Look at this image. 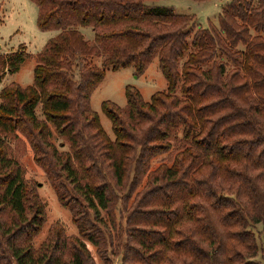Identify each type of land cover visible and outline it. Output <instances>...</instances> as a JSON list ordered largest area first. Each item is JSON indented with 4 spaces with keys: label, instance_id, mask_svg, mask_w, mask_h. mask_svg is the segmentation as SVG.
<instances>
[{
    "label": "trees",
    "instance_id": "obj_1",
    "mask_svg": "<svg viewBox=\"0 0 264 264\" xmlns=\"http://www.w3.org/2000/svg\"><path fill=\"white\" fill-rule=\"evenodd\" d=\"M31 1L39 29L58 34L37 55L34 84L0 93V264H95L86 241L100 253L107 246L101 213L116 226L112 186L129 185L134 163L138 185L152 159L172 150V165L150 175L119 228L121 264H263L264 0L227 1L219 29L146 6L155 0ZM87 28L93 41L81 32ZM27 56L0 55V84ZM156 57L167 92L145 102L129 86L126 108L104 102L112 140L91 109L93 92L107 70L134 67L140 77ZM39 106L46 121L37 117ZM48 123L71 154L49 141ZM17 132L70 208L78 236L55 224L33 245L46 208L10 156L7 138Z\"/></svg>",
    "mask_w": 264,
    "mask_h": 264
},
{
    "label": "rangeland",
    "instance_id": "obj_2",
    "mask_svg": "<svg viewBox=\"0 0 264 264\" xmlns=\"http://www.w3.org/2000/svg\"><path fill=\"white\" fill-rule=\"evenodd\" d=\"M229 0H155L146 3L151 7H168L173 8L177 14L190 15L195 18L196 25L203 29H219V16L222 13L223 6ZM39 8L31 0H0V55L9 56L5 53L24 52L28 56L20 65L17 73L7 74L0 84V93L9 85L18 84L23 88H27L34 84V70L37 65V55L42 53L48 42L54 38L57 31H42L38 26ZM87 40H94V32L92 29H81ZM102 59L95 58L93 64L101 67ZM133 87L140 92L145 102H150L156 93L167 92L168 83L159 69L158 58L156 57L146 72L137 77L134 67L126 68L113 72L106 71V77L97 87L91 96V109L97 113L100 118L102 128L108 136L114 140L115 136L112 129V123L102 110L104 102H111L118 107L124 109L127 107L126 88ZM178 95L179 92H178ZM1 104V101H0ZM37 117L41 121H46L42 107L36 110ZM48 131L50 133V142L55 145L60 153H70L71 145L61 137L55 127L48 123ZM9 153L14 159L18 160L25 172V177L30 181L37 190V193L45 205L47 220L44 224L42 232L33 242L35 248L46 239L49 229L57 224L62 226L66 235L78 236L79 231L73 223L72 212L70 208L65 207L60 201L55 187L45 172V170L35 161L34 152L28 138L21 132L8 137ZM176 151L158 155L152 159L145 175L141 178L138 185L132 183L135 174V163L132 166V173L129 185L124 189H116L113 187L112 206L114 221L116 226L112 224V220L105 212L101 213V217L107 225L104 229L107 246L103 248L102 253L86 241L91 252L95 264H121V250L118 248L123 235L121 237L120 226L123 230L126 228V218L135 207L139 196L146 190L148 179L151 174L160 171L162 165L171 166ZM60 185L68 186L66 189L69 197H75L71 186L62 178L58 180ZM132 183V184H131ZM100 228L102 226L98 225ZM256 235L262 231L259 225L253 229ZM125 238L122 239V241ZM105 255L108 258L105 261ZM264 264V255L258 258Z\"/></svg>",
    "mask_w": 264,
    "mask_h": 264
},
{
    "label": "crops",
    "instance_id": "obj_3",
    "mask_svg": "<svg viewBox=\"0 0 264 264\" xmlns=\"http://www.w3.org/2000/svg\"><path fill=\"white\" fill-rule=\"evenodd\" d=\"M5 54H9L10 55V53H5Z\"/></svg>",
    "mask_w": 264,
    "mask_h": 264
}]
</instances>
